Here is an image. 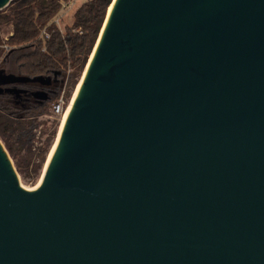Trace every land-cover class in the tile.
Wrapping results in <instances>:
<instances>
[{
	"label": "water",
	"instance_id": "obj_1",
	"mask_svg": "<svg viewBox=\"0 0 264 264\" xmlns=\"http://www.w3.org/2000/svg\"><path fill=\"white\" fill-rule=\"evenodd\" d=\"M105 15L36 186L0 141V264H264V0Z\"/></svg>",
	"mask_w": 264,
	"mask_h": 264
},
{
	"label": "trees",
	"instance_id": "obj_2",
	"mask_svg": "<svg viewBox=\"0 0 264 264\" xmlns=\"http://www.w3.org/2000/svg\"><path fill=\"white\" fill-rule=\"evenodd\" d=\"M61 1L66 0H11L0 10V27L8 25L13 33L7 40L11 48L0 49V69L5 71L12 65L15 75L29 77H53V73H57L49 86L20 83L9 86L13 89L0 94V138L12 159L17 155L14 144L22 148L31 140L32 113L44 111L63 87L72 88L77 83L111 2L87 0L76 8L73 22L61 32L53 23ZM77 26L81 33L73 31ZM41 29L50 33L45 42L40 36ZM43 46H46L45 50H42ZM38 91L46 96L36 95ZM53 135L54 131H50L39 150L32 176L37 175L44 163ZM15 166L18 170V163Z\"/></svg>",
	"mask_w": 264,
	"mask_h": 264
},
{
	"label": "rangeland",
	"instance_id": "obj_3",
	"mask_svg": "<svg viewBox=\"0 0 264 264\" xmlns=\"http://www.w3.org/2000/svg\"><path fill=\"white\" fill-rule=\"evenodd\" d=\"M84 2H87V0H68V5L64 9L59 22L61 31H64L66 26L68 27L73 22L74 19L73 14L76 8ZM9 31H11V28L8 25H3L2 27H0V39L2 40L4 35L8 34ZM5 73L15 75L14 67L10 65L5 70ZM80 77L78 78V81ZM78 81L75 84V86H73L72 88L68 86L64 88L65 95L68 98L73 96ZM32 115H33L32 117L34 123H33V127L30 130L31 140H29L27 144L22 148H19L17 144H14V148L17 151V155L15 159L11 158L14 165L15 163H18L19 165L18 170L17 169L16 170L21 185L27 188H33L34 186H36L37 182H39L48 155H46L45 161H43L44 163L42 164L37 175L35 176L31 175L32 167L34 165V162L36 163L38 161L39 150L44 146L47 137L50 135V131H54L51 144L48 147L49 148L48 152H50L51 146L53 145L57 137L58 134L57 132L60 126V121L58 120V118L52 115V113L50 112V107H47L44 111L35 110V112H33ZM0 141L2 142L1 138Z\"/></svg>",
	"mask_w": 264,
	"mask_h": 264
},
{
	"label": "built area",
	"instance_id": "obj_4",
	"mask_svg": "<svg viewBox=\"0 0 264 264\" xmlns=\"http://www.w3.org/2000/svg\"><path fill=\"white\" fill-rule=\"evenodd\" d=\"M68 5V0L66 1H61V7L60 10L54 15L53 18V23L56 25V27L58 28V30L61 31V28L59 26V22L61 19V15L64 11V9L67 7ZM73 31L76 33H81V29L79 26H77L76 28L73 29ZM40 36L43 40V42L47 41V39L50 37V33L45 31V29H41L40 31ZM62 32V31H61ZM12 31H9L8 34L4 35L1 43H0V49H2L3 51H7L9 48H11L8 44H7V40L9 39V37L12 35ZM46 46H43L42 50H45ZM72 97L68 98L65 95V89L64 87L62 88V90L60 91V93L58 94V96L50 103V112L52 113L53 116H55L56 118H58V120L61 122L62 117L64 115V112L68 109L69 107V103L71 101Z\"/></svg>",
	"mask_w": 264,
	"mask_h": 264
},
{
	"label": "bare ground",
	"instance_id": "obj_5",
	"mask_svg": "<svg viewBox=\"0 0 264 264\" xmlns=\"http://www.w3.org/2000/svg\"><path fill=\"white\" fill-rule=\"evenodd\" d=\"M78 84H79V82H78ZM78 84H77V86H76V88H75V91H74V94H73V96H72V99H71V101L73 100V98H74V96H75V94H76V92H77V87H78ZM71 101H70V105H71ZM70 105H69V107H68V109L64 112V115H63V117H62V120H61V122H60V126H59V129H58V134H57V137L59 136V131H60V129H61V127H62V125H63V123H64V120H65V116H66V114H67V112H68V110H69V108H70ZM57 137H56V139H55V141H54V143H53V145L51 146V150H50V152H49V154H48V157L46 158V163H45V166H46V164H47V160H48V158L50 157V155H51V152H52V150H53V147H54V144H55V142H56V140H57ZM45 166H44V168H45ZM43 168V169H44ZM41 177V176H40ZM41 179V178H40ZM40 181V180H39Z\"/></svg>",
	"mask_w": 264,
	"mask_h": 264
},
{
	"label": "flooded vegetation",
	"instance_id": "obj_6",
	"mask_svg": "<svg viewBox=\"0 0 264 264\" xmlns=\"http://www.w3.org/2000/svg\"><path fill=\"white\" fill-rule=\"evenodd\" d=\"M52 83V82H51ZM50 85V84H49Z\"/></svg>",
	"mask_w": 264,
	"mask_h": 264
}]
</instances>
